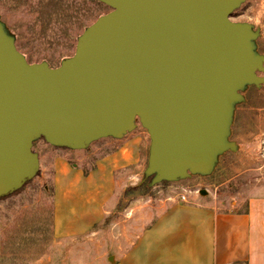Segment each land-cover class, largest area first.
<instances>
[{"label":"water","instance_id":"water-1","mask_svg":"<svg viewBox=\"0 0 264 264\" xmlns=\"http://www.w3.org/2000/svg\"><path fill=\"white\" fill-rule=\"evenodd\" d=\"M110 8L52 68L29 63L0 26V199L39 169L33 142L73 150L136 124L156 182L211 172L233 104L264 83L257 33L231 13L245 0H97Z\"/></svg>","mask_w":264,"mask_h":264},{"label":"rangeland","instance_id":"rangeland-1","mask_svg":"<svg viewBox=\"0 0 264 264\" xmlns=\"http://www.w3.org/2000/svg\"><path fill=\"white\" fill-rule=\"evenodd\" d=\"M81 1L83 30L110 10L97 1ZM90 10L92 13H88ZM25 17L20 21L27 27ZM230 20L249 24L258 35L252 40L253 50L264 54V0H245L231 13ZM27 30L22 36L35 38V34ZM35 39V46L23 45L22 40L16 43L29 63L46 62L56 68L75 50L76 39L65 41L68 43L65 46L63 41L47 46L49 40ZM57 51L68 54L54 53ZM259 75L264 76V72ZM239 94L241 98L233 104L226 136L230 148L218 154L207 174L189 173L185 178L167 184L156 182L154 175L145 172L150 140L146 130L137 123L136 131L146 133L142 163L123 170L122 178L116 177L119 183L115 194L94 232L75 238L54 240L52 237V154L48 156L52 149L43 139L35 140L33 150L39 158L36 175L18 194L0 199V264H108L110 255L127 247L142 229L150 225L161 203L183 201L182 195L187 202L241 210L248 195L258 186H264V83L246 85ZM237 134L242 138L236 140ZM105 149V144L97 140L71 156L79 163L84 162L79 160L83 157L92 162Z\"/></svg>","mask_w":264,"mask_h":264},{"label":"crops","instance_id":"crops-1","mask_svg":"<svg viewBox=\"0 0 264 264\" xmlns=\"http://www.w3.org/2000/svg\"><path fill=\"white\" fill-rule=\"evenodd\" d=\"M145 137L146 133L136 131L135 127L119 138L99 139L105 148L112 150L96 157L91 169L85 157L79 159L83 163L71 164L60 149L50 151L54 240L94 232L115 194L119 183L116 177L122 175L123 170L142 163ZM235 138L242 137L237 134ZM242 262L264 264L263 185L248 195L241 210L180 200L161 203L150 225L142 229L127 247L108 257V264Z\"/></svg>","mask_w":264,"mask_h":264},{"label":"flooded vegetation","instance_id":"flooded-vegetation-1","mask_svg":"<svg viewBox=\"0 0 264 264\" xmlns=\"http://www.w3.org/2000/svg\"><path fill=\"white\" fill-rule=\"evenodd\" d=\"M88 13H92V11L90 10ZM20 14L23 16H19ZM23 17L28 20V28L24 22L20 21ZM0 26L6 34L12 37L19 52L16 44L19 40L24 41L23 45L26 46H35V38L49 40L47 46L60 44L61 41L64 42L62 43L65 46L68 45L65 41L72 42L76 39L77 42L79 36L88 27L86 26L83 30V4L81 0H0ZM26 30L35 34V38L23 37L22 35ZM19 37L22 38L18 39ZM20 53L22 54V52ZM54 53L68 54L62 51Z\"/></svg>","mask_w":264,"mask_h":264},{"label":"trees","instance_id":"trees-1","mask_svg":"<svg viewBox=\"0 0 264 264\" xmlns=\"http://www.w3.org/2000/svg\"><path fill=\"white\" fill-rule=\"evenodd\" d=\"M110 138V137H109ZM45 142V141H44ZM46 143V142H45ZM34 144H35V141L33 142V148L34 149ZM47 146H49L50 149L52 150H58L60 149L64 154L67 155V159L68 161L71 163V164H76V161H74V159L72 158V154L74 153V150L73 149H70V148H67V147H57V146H53V145H49L48 143H46ZM90 146V145H89ZM88 146V147H89ZM88 147H86L85 149H87ZM112 149L111 148H106L105 151L103 152L104 153H109ZM34 151V150H33ZM92 156H90L91 158ZM89 168H93L94 167V164H93V159H92V162H90L89 164ZM84 172H87V170H84ZM52 174V173H51ZM30 181V180H29ZM28 181V182H29ZM26 182L20 189L16 190L13 192V194H18L20 191H22V189L24 188V186L28 183ZM162 184H167L169 183V181H160ZM12 194V193H11ZM50 194H51V200H52V203H51V221H52V211H53V183H52V180H51V185H50ZM3 198V197H2ZM95 229V227H94ZM235 264H245V263H235Z\"/></svg>","mask_w":264,"mask_h":264},{"label":"built area","instance_id":"built-area-1","mask_svg":"<svg viewBox=\"0 0 264 264\" xmlns=\"http://www.w3.org/2000/svg\"><path fill=\"white\" fill-rule=\"evenodd\" d=\"M181 199H182L183 201H186V198H185L184 195L181 196Z\"/></svg>","mask_w":264,"mask_h":264}]
</instances>
